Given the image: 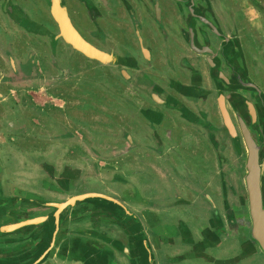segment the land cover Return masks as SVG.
I'll list each match as a JSON object with an SVG mask.
<instances>
[{
	"label": "flooded vegetation",
	"instance_id": "1",
	"mask_svg": "<svg viewBox=\"0 0 264 264\" xmlns=\"http://www.w3.org/2000/svg\"><path fill=\"white\" fill-rule=\"evenodd\" d=\"M24 1L0 0V264H83L55 254L72 239L146 264L104 197L154 264H264V0ZM54 1L109 61L58 37Z\"/></svg>",
	"mask_w": 264,
	"mask_h": 264
},
{
	"label": "water",
	"instance_id": "2",
	"mask_svg": "<svg viewBox=\"0 0 264 264\" xmlns=\"http://www.w3.org/2000/svg\"><path fill=\"white\" fill-rule=\"evenodd\" d=\"M53 5L54 6L52 7V14L58 22L61 31L58 37L61 36L66 42L71 44L74 49L82 52L84 55L90 58H96L103 62L109 61L111 59L109 55L98 51L80 37V35L71 26L64 8H59L56 1H54ZM104 198H106L105 200L108 204L106 206L109 208V210L106 211V214L112 215V217L115 218L116 223L122 226V228H124L125 230L127 229L128 231H130L132 235L134 233L135 235H137L136 243L138 244L135 248V252L137 254L140 253L139 255L141 257L144 256L146 264H154V260L151 253L148 252V249L145 253V247L147 246V243L149 244V242L145 238L144 231L142 229V226L138 222V219L126 208H124L120 202L112 198ZM249 200L251 205H264L263 202H261L262 199H260L258 195H255V193L252 194V191L249 192ZM111 209H114V211L112 212ZM259 212L260 211H256L257 215L253 217L251 222V238H253L259 249L264 253V211L260 213ZM121 249L124 250L123 247ZM250 249H255L254 245L250 244L246 251H251ZM55 254L63 258L81 260L83 264H116L110 262L108 257H104L103 260V255H100L98 250L92 247L89 243L84 244V242L82 241H79L77 243L75 239L69 241L68 245L65 248L59 249ZM96 255L99 256L98 259Z\"/></svg>",
	"mask_w": 264,
	"mask_h": 264
},
{
	"label": "rangeland",
	"instance_id": "3",
	"mask_svg": "<svg viewBox=\"0 0 264 264\" xmlns=\"http://www.w3.org/2000/svg\"><path fill=\"white\" fill-rule=\"evenodd\" d=\"M18 1L20 2V4H27L24 0H18ZM263 24H264V22H263ZM263 28H264V27H263ZM22 41H23V40H22ZM22 41H20V42L18 43V44H19V45H18V50L27 51L26 54H23L24 57H26L25 55H28L29 52L31 51V50L28 51L29 48H31V47H35V48H38V47H39V48H40V46H41V48H43V46H44V45H43L42 43H40V42H36V43H35L34 40L32 41V43H31L32 45H31V46H30L29 44H28L29 46H27V45L24 46V44H23L24 42H22ZM26 43H28V42L26 41ZM37 44H38V45H37ZM41 48H40V49H41ZM25 49H26V50H25ZM44 49H46V48L44 47ZM38 51H39V53L36 55V57H37L36 60H37V61L39 60V62H40V63H39V64H40V67H44V66H46V65L44 64V63L46 62V59H45V58H46V54L40 52V50H38ZM20 57H21V52L19 51V57H18L19 60H21ZM29 61H30V62L32 61V57L29 58ZM16 65H17V63H16ZM34 67H35V66H34ZM31 71H32V70H31ZM30 73H31V72H30ZM34 73H36V76H33V77H37V76H38V71H37L36 68H34ZM23 75H24L25 79L28 78V76H29V74H27V73H23V71H22L21 74H20L19 80L23 79ZM41 75H42V72H41V74H40L39 76H41ZM37 80H38V79L36 78V79H35V82H36ZM39 81L42 82V83H44L43 78H42V81H41V80H39ZM42 86H43V84H42ZM40 94L43 95V92L41 91ZM31 96H38V95H37V92H36L34 95H31Z\"/></svg>",
	"mask_w": 264,
	"mask_h": 264
},
{
	"label": "crops",
	"instance_id": "4",
	"mask_svg": "<svg viewBox=\"0 0 264 264\" xmlns=\"http://www.w3.org/2000/svg\"><path fill=\"white\" fill-rule=\"evenodd\" d=\"M14 19V18H13ZM2 52L3 53H5L6 52V50L4 49V51L2 50ZM39 53V51H37V53H35V55H37ZM6 54H7V56H6V58H8V54H9V52H6ZM3 61H4V59H3ZM16 63H18L19 64V61L17 60V59H15V60H11L10 61V64L8 65V63H7V65L8 66H11V67H14V66H16ZM29 64V67H30V64H31V62H27V63H25L24 65H23V67H26L25 65H28ZM2 66H3V62H2ZM23 67H20V68H22V71H23ZM29 67H26L27 68V70H28V68ZM4 68V67H3ZM31 69H32V72L31 73H29L30 74V76H36L35 74L36 73H34V66L32 65L31 66ZM23 73H25L24 71H23ZM21 74V72L18 74V75H20ZM10 75V74H9ZM16 76V75H15ZM24 76V75H23ZM38 78L40 77H44V74L42 73V75L41 76H37ZM36 77V78H37ZM11 78L10 77H7L6 78V82L5 83H11L12 81L10 80ZM44 84V83H43ZM43 92V94L45 95V89L43 88V86H42V84L41 85H38V87H36V88H33V90H29V92H31V95H34L36 92H37V95H39V96H41V94H40V92Z\"/></svg>",
	"mask_w": 264,
	"mask_h": 264
},
{
	"label": "trees",
	"instance_id": "5",
	"mask_svg": "<svg viewBox=\"0 0 264 264\" xmlns=\"http://www.w3.org/2000/svg\"><path fill=\"white\" fill-rule=\"evenodd\" d=\"M36 75V74H35Z\"/></svg>",
	"mask_w": 264,
	"mask_h": 264
}]
</instances>
